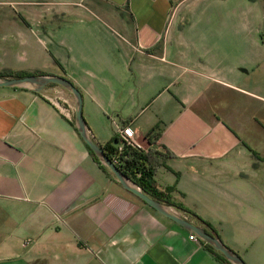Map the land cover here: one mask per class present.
<instances>
[{"label":"crops","instance_id":"1","mask_svg":"<svg viewBox=\"0 0 264 264\" xmlns=\"http://www.w3.org/2000/svg\"><path fill=\"white\" fill-rule=\"evenodd\" d=\"M232 1L53 0L42 52L11 54L4 68L71 80L97 143L130 125L170 152L157 185H175L174 200L196 215L171 207L264 264V161L251 148L264 153L246 141L253 117L241 113L264 50L239 53L263 37L264 9ZM242 16L255 35L242 34ZM226 92L249 98L222 106ZM190 233L93 158L66 88L0 87V264H225Z\"/></svg>","mask_w":264,"mask_h":264},{"label":"rangeland","instance_id":"2","mask_svg":"<svg viewBox=\"0 0 264 264\" xmlns=\"http://www.w3.org/2000/svg\"><path fill=\"white\" fill-rule=\"evenodd\" d=\"M52 1L0 0V72H16L15 70L4 68L6 62L10 60L11 54L19 60L29 61L35 53L42 52L43 44L40 40L42 38L47 39V20L54 18V16L57 17V13L54 12L56 5L51 4ZM257 4L263 6L264 9V0H258ZM248 9V7H244L247 13ZM243 14L245 13L243 12ZM241 19L240 29L242 34L246 35L250 32L255 35L254 31L258 28L245 21H250L249 16H247V19L242 16ZM261 34L262 38L258 36L255 40L242 43V48L239 52L241 58L248 57L246 50H251V52L264 50V30H262ZM245 47L248 48L246 49ZM252 66L254 70L249 75V78L251 76L252 85L254 86V88H251V93L253 94L251 95V100L254 103L246 109L242 107L241 113L244 114L246 110L253 119H251L250 125H244L243 133L248 143L264 153V62L257 61ZM248 98L244 94L236 93L232 95L226 92L222 106L229 107L232 102L244 104V101ZM257 155L259 156L258 161H264L260 157L261 154ZM241 257L245 260L242 255Z\"/></svg>","mask_w":264,"mask_h":264},{"label":"water","instance_id":"3","mask_svg":"<svg viewBox=\"0 0 264 264\" xmlns=\"http://www.w3.org/2000/svg\"><path fill=\"white\" fill-rule=\"evenodd\" d=\"M49 84L61 85L73 95L75 102V123L80 135L90 149L96 154L101 163L112 172L125 189L141 198L162 215L174 220L190 232L195 233L201 240L212 245L217 251H220L232 264H247L241 255L230 248L221 237L207 232L204 227L193 224L187 218L177 213L171 206L155 200L144 193L131 178L125 175L122 170L113 163L111 158L89 132L83 116L82 93L71 80L56 74H30L23 77H0V87H24L39 92Z\"/></svg>","mask_w":264,"mask_h":264},{"label":"trees","instance_id":"4","mask_svg":"<svg viewBox=\"0 0 264 264\" xmlns=\"http://www.w3.org/2000/svg\"><path fill=\"white\" fill-rule=\"evenodd\" d=\"M30 74H34L28 71H17V72H0V77H23ZM155 129L152 130L154 132ZM150 134V133H149ZM159 134L154 133V138ZM152 138L148 135V140L150 141ZM119 136L115 135L111 140L104 144H100L105 153L111 157V154L117 149L116 145L119 142ZM89 148L93 158L101 165V167L107 171L109 174L112 172L101 163L96 154ZM254 154H259L258 151L251 148ZM123 160L124 164L120 165V169L122 172L131 178L144 193L149 195L155 200L163 202L169 206L175 207L178 210L184 211L189 214L196 215L189 208L185 207L182 203L176 202L173 198L172 192L175 189V185L167 186L164 189L158 187L157 182L155 180V173L161 167L166 165V159L171 155L170 152H160L157 150H149L147 152H143L137 148L133 147H125L123 152ZM113 175V174H112ZM146 203V202H145ZM147 204V203H146ZM151 207V206H150ZM152 208V207H151ZM154 209V208H153ZM155 210V209H154ZM201 219V218H200ZM202 223L205 225L207 232L217 235V232L212 228V226L205 220L201 219ZM220 237V236H219ZM203 243L225 264H232L227 260V258L220 252L214 249V247L205 241Z\"/></svg>","mask_w":264,"mask_h":264},{"label":"built area","instance_id":"5","mask_svg":"<svg viewBox=\"0 0 264 264\" xmlns=\"http://www.w3.org/2000/svg\"><path fill=\"white\" fill-rule=\"evenodd\" d=\"M117 135L119 136L120 140L116 145L117 149L111 154L110 158L113 161V163L118 167H120V165L124 164L123 152L125 150V147L137 148L143 152H147L151 149L150 147L149 148L146 147V144H145V142H143V140L141 141L136 137L135 132L130 125L121 126L118 129ZM148 135H149V137L152 138L150 140V141H152L154 139V132H152ZM148 135H147V140H148ZM151 150H153V149H151ZM190 238L193 240H197L199 237L195 233L191 232Z\"/></svg>","mask_w":264,"mask_h":264}]
</instances>
